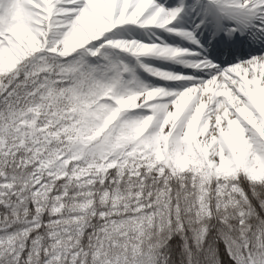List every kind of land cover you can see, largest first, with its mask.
Segmentation results:
<instances>
[{
    "label": "snow or ice",
    "instance_id": "obj_1",
    "mask_svg": "<svg viewBox=\"0 0 264 264\" xmlns=\"http://www.w3.org/2000/svg\"><path fill=\"white\" fill-rule=\"evenodd\" d=\"M0 264H264V0H0Z\"/></svg>",
    "mask_w": 264,
    "mask_h": 264
}]
</instances>
